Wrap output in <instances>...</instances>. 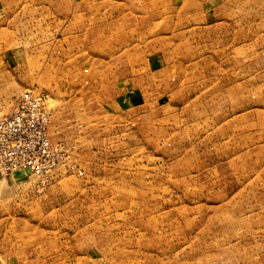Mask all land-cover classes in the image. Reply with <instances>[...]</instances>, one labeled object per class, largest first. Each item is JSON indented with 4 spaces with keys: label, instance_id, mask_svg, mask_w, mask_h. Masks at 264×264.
<instances>
[{
    "label": "rangeland",
    "instance_id": "obj_1",
    "mask_svg": "<svg viewBox=\"0 0 264 264\" xmlns=\"http://www.w3.org/2000/svg\"><path fill=\"white\" fill-rule=\"evenodd\" d=\"M27 92L57 166L0 173V264H264V0H0Z\"/></svg>",
    "mask_w": 264,
    "mask_h": 264
},
{
    "label": "built area",
    "instance_id": "obj_2",
    "mask_svg": "<svg viewBox=\"0 0 264 264\" xmlns=\"http://www.w3.org/2000/svg\"><path fill=\"white\" fill-rule=\"evenodd\" d=\"M51 115L45 96L27 92L14 111L0 117V173L28 170L48 177L57 166V148L50 142Z\"/></svg>",
    "mask_w": 264,
    "mask_h": 264
}]
</instances>
